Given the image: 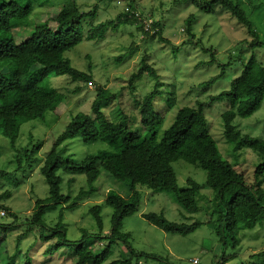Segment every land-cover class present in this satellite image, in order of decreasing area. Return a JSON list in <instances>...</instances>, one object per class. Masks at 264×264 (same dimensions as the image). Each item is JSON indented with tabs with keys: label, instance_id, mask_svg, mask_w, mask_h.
<instances>
[{
	"label": "rangeland",
	"instance_id": "rangeland-1",
	"mask_svg": "<svg viewBox=\"0 0 264 264\" xmlns=\"http://www.w3.org/2000/svg\"><path fill=\"white\" fill-rule=\"evenodd\" d=\"M65 1L49 0L43 5H37L31 16L32 20L39 18L56 23L55 17ZM234 1L242 3L260 39L264 41V0ZM77 2L86 11L93 9L95 5L98 6L95 16L84 19L85 35L92 25L112 19L119 10L123 11L118 8L114 0H77ZM134 6L143 13V16H148V18L139 16L143 19L145 29L153 32L151 26L153 20H159L162 33L146 36L139 29L138 23L128 21L116 29L109 28L99 40L85 38L82 43L68 51L66 55L72 59L74 66L88 71L91 65L92 81L73 80L67 75H51L47 83L57 88L59 92L52 99L55 108L47 113L45 120H33L23 124L20 136L15 142L17 148L23 150L32 140L40 138L42 148L38 154L44 159L73 115L85 112L95 116L92 105L100 85L103 87L102 93L106 99L102 105L107 114L114 120H119L126 114L132 127L140 129L141 103L154 88L155 78L143 74L131 81V76L141 69L145 57L149 62L156 63V66L161 68L159 69L161 73L164 69L168 74L164 84L165 94L157 97L156 102V108L165 113L159 137H162L164 131L172 124L182 106H197L198 101L206 102L212 95L230 87L232 79L242 69L240 62L233 59L231 65L225 68L222 77L208 86H200L199 83L219 74L223 70V64L220 63L228 62L229 56L233 53L239 56L242 46L246 48L242 55L245 60L254 51L257 58L264 63V46L253 50L243 45L241 41L250 38L246 27L219 5L213 12L200 9L192 0H135ZM189 16L192 18L190 31L187 29L186 21ZM24 36L18 34L17 39L21 41ZM161 36L168 41L162 40ZM212 53L215 54L217 61L209 62L213 59ZM124 54L126 56L118 60V57ZM170 96L174 100H169ZM168 100L171 102L169 109H167ZM228 108L227 97L209 103L204 109L209 127L208 135L184 145L176 152H169L166 156L173 165L180 188L188 186L190 179L203 185L198 197L200 210L196 213L187 212L172 199L169 192L144 190L139 212L125 218L121 228L122 231L131 234V239L139 250L163 255L172 264H192L193 259L208 263L216 252L221 253L222 244L209 226L204 224L187 236H181L164 232L142 217V213L163 212L172 221L190 223L198 219L207 221L208 213L215 207L212 195L214 187L229 178H237L240 174L244 176L246 182L254 181L255 167L263 157L255 150L227 140L222 114ZM233 123L242 132L264 139V101L254 114L248 117H236ZM62 147L63 155L72 154L76 159H82L100 150L112 152L105 142H85L79 137L66 140ZM0 152V195L10 192L7 198L0 200V204L9 206L22 218L34 210L38 198L49 196V186L39 172V166L29 172H20L18 176L1 175L2 171H12L17 166L15 157L17 152L12 146L11 139L2 134H0ZM94 184L95 192L82 194L77 204L62 203L48 206L42 218L46 225L54 227L61 224L66 228L70 240L79 241L84 235V230L99 232V226L90 212V207L101 204L104 231L107 232L111 225L112 214V208L105 204L109 189H115L125 197L130 196L131 190L127 184H123L104 169ZM82 189L85 191L89 189L84 174H63L64 193L74 198ZM0 219L2 223L8 225L14 222L5 208H0ZM24 223L23 219L16 221L17 226L10 230L0 243V264L8 262L9 257L15 252L17 254L14 264H24L26 253L32 256L33 264H73L71 258L73 256H68L74 252L72 248L62 246L54 254H45L48 243L41 240L40 229L36 228L27 233ZM86 242L102 246L101 240L95 237L88 238ZM118 243L115 253L104 264L115 258H121L120 252L124 255L128 254L127 247L121 242ZM261 250H264V218L254 228L242 231L237 246L229 245L226 248V252L231 253L228 263L260 264V259L252 263L248 262V259L250 254ZM138 263L159 264L160 262L144 259Z\"/></svg>",
	"mask_w": 264,
	"mask_h": 264
},
{
	"label": "trees",
	"instance_id": "trees-1",
	"mask_svg": "<svg viewBox=\"0 0 264 264\" xmlns=\"http://www.w3.org/2000/svg\"><path fill=\"white\" fill-rule=\"evenodd\" d=\"M48 1L0 0V134L10 137L12 146L17 152L16 168L12 171H2L1 175L18 176L20 172H29L39 166V172L49 186V196L38 198L34 210L22 218L9 206L0 204V208L7 209L14 221L8 225L2 223L0 219V243L7 237L8 232L17 226L15 222L23 219L27 233L36 228L40 229L41 240L48 243L45 254H54L62 246H67L74 250L68 255L73 256L71 257L73 264H104L115 253L118 242L127 247L128 254L124 255L120 252L122 257L115 258L108 264H134V262L140 264L138 261L144 259L157 260L159 264H172L163 255L139 250L134 245L131 234L121 230L123 221L139 212L143 191L146 189L169 192L172 199L187 212L196 213L200 210L198 197L203 185L190 179L188 186L180 188L173 165L166 156L167 153L176 152L184 145L205 138L209 133L205 107L218 98L227 97L229 108L222 114L227 140L255 150L263 157L255 167L254 181L246 182L244 176L240 174L239 177L229 178L214 187L212 195L215 207L208 213L207 221L201 219L191 223L172 221L163 212L155 211L143 212L142 217L166 233L181 236H187L204 224L209 226L222 244V251L216 252L208 263L201 261L194 263L193 260L191 263L230 264L228 262L231 253H227L226 248L229 245L237 246L242 231L254 228L264 218V139L242 132L233 123L236 117H248L254 114L264 101V63L257 58L254 51L245 60L242 55L246 48L242 46L239 56L233 53L229 56L228 62L220 63L223 64V70L219 74L199 83L200 86H208L222 77L225 68L231 65L233 59L240 62L242 69L232 79L230 87L212 95L206 102L198 101L197 106H182L172 124L164 131L162 137H159L165 113L156 108V102L157 97L165 94L164 84L168 74L164 69L161 73L159 71L161 68L145 57L141 69L131 76V81L143 74L155 78L154 88L141 103L142 127L133 128L126 114L119 120L111 118L103 108L102 103L106 99L103 97V87L100 85L92 105L95 116L85 112L73 115L43 159L38 154L42 148V139L32 140L29 146L23 149L24 152L15 146V142L20 136L23 124L33 120H45L47 113L55 108L52 99L59 92L57 88L49 86L48 79L51 75H67L73 80L86 82L93 79L91 65L88 71L79 69L73 65L72 59L66 53L82 43L85 38L99 40L109 28L116 29L128 21L138 23L139 29L146 36L162 33L159 20H153L151 25L153 32L145 29L143 19L139 17L143 16V13L134 6L135 0L130 1V11L119 10L112 19L92 25L86 35L84 19L95 16L97 5L86 11L77 0H66L55 17L56 23L39 18L32 20L35 7ZM192 2L206 12H213L219 5L246 27L250 38L243 39L241 41L243 45L253 50L264 46V41L260 39L242 3L234 0H192ZM143 17L148 18L147 15ZM186 21L187 29L190 31L191 16ZM18 34H24V39L19 41ZM161 39L168 41L162 36ZM212 55L213 59L209 62L217 61L215 54ZM125 56V54L120 55L118 60H122ZM168 99L174 100L171 96ZM169 100L167 109L171 107ZM77 137L85 142H105L112 152L100 150L82 159H76L72 154L63 155L64 148H61V145L66 140ZM103 169L123 184H127L131 190L130 196L125 197L117 190L109 189L105 198V204L112 208L109 230L104 231L101 204L90 207V212L99 226V232L84 230V235L79 241L70 240L66 228L61 224L59 225L62 227L58 224L54 227L47 226L42 219L46 208L62 203L74 205L82 194L94 193L96 190L94 182ZM66 173L84 174L89 189L87 191L82 189L74 198L64 193L63 174ZM8 192L0 195V200L7 198L10 195ZM90 237L101 240L102 246L88 244L86 241ZM16 254L17 252L10 256L5 264H14ZM24 256V264H33L29 253ZM259 259L260 264H264V250L250 254L248 262L252 263Z\"/></svg>",
	"mask_w": 264,
	"mask_h": 264
},
{
	"label": "built area",
	"instance_id": "built-area-1",
	"mask_svg": "<svg viewBox=\"0 0 264 264\" xmlns=\"http://www.w3.org/2000/svg\"><path fill=\"white\" fill-rule=\"evenodd\" d=\"M130 1L131 0H115L116 4L123 10V11H130L131 6H130ZM194 263H199V259H193Z\"/></svg>",
	"mask_w": 264,
	"mask_h": 264
},
{
	"label": "clouds",
	"instance_id": "clouds-1",
	"mask_svg": "<svg viewBox=\"0 0 264 264\" xmlns=\"http://www.w3.org/2000/svg\"><path fill=\"white\" fill-rule=\"evenodd\" d=\"M115 1V0H114ZM200 261V260H199Z\"/></svg>",
	"mask_w": 264,
	"mask_h": 264
}]
</instances>
